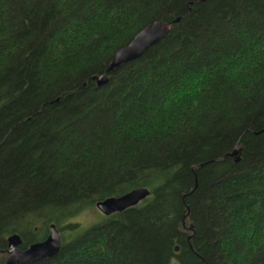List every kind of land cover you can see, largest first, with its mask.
<instances>
[{
    "label": "trees",
    "instance_id": "1",
    "mask_svg": "<svg viewBox=\"0 0 264 264\" xmlns=\"http://www.w3.org/2000/svg\"><path fill=\"white\" fill-rule=\"evenodd\" d=\"M52 223L33 264H264V0H0V254Z\"/></svg>",
    "mask_w": 264,
    "mask_h": 264
},
{
    "label": "water",
    "instance_id": "2",
    "mask_svg": "<svg viewBox=\"0 0 264 264\" xmlns=\"http://www.w3.org/2000/svg\"><path fill=\"white\" fill-rule=\"evenodd\" d=\"M205 1V0H202ZM179 18L172 23H178ZM169 32V24L162 21L155 22L143 28L131 42L122 49L118 50L110 62L107 72L119 67L122 64L133 62L141 58L145 52L160 43L166 38ZM97 86H103L108 82L106 74L93 78ZM240 148L236 147L231 155L235 156V161L239 160L237 154ZM149 195L146 187L134 188L120 196H111L95 203L98 211L104 215L123 211L129 207L137 205L141 200ZM22 239L18 233H13L7 237V256L2 264H33L41 259L56 255L61 246V237L55 224L49 225V233L45 239L29 244L25 249L19 246ZM175 246V251H178Z\"/></svg>",
    "mask_w": 264,
    "mask_h": 264
},
{
    "label": "rangeland",
    "instance_id": "3",
    "mask_svg": "<svg viewBox=\"0 0 264 264\" xmlns=\"http://www.w3.org/2000/svg\"><path fill=\"white\" fill-rule=\"evenodd\" d=\"M99 212V211H98ZM93 211V212H86L84 214H82L81 216L77 217L75 219V221H80L83 224H89L92 223L94 221L99 220L102 216V214L99 212ZM101 214V215H100ZM1 257L5 258V253L4 254H0Z\"/></svg>",
    "mask_w": 264,
    "mask_h": 264
},
{
    "label": "flooded vegetation",
    "instance_id": "4",
    "mask_svg": "<svg viewBox=\"0 0 264 264\" xmlns=\"http://www.w3.org/2000/svg\"><path fill=\"white\" fill-rule=\"evenodd\" d=\"M99 212H100V211H99ZM100 213H101V212H100ZM101 214H102V213H101ZM6 250H7V249H6ZM6 250H5V255L7 256V252H6ZM6 256H5V257H6Z\"/></svg>",
    "mask_w": 264,
    "mask_h": 264
},
{
    "label": "bare ground",
    "instance_id": "5",
    "mask_svg": "<svg viewBox=\"0 0 264 264\" xmlns=\"http://www.w3.org/2000/svg\"><path fill=\"white\" fill-rule=\"evenodd\" d=\"M53 257V256H52ZM47 258H51V257H47ZM47 258H44V259H47Z\"/></svg>",
    "mask_w": 264,
    "mask_h": 264
}]
</instances>
